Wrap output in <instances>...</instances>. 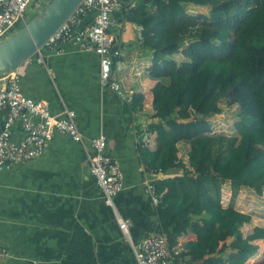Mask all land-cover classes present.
Returning a JSON list of instances; mask_svg holds the SVG:
<instances>
[{
  "label": "trees",
  "instance_id": "trees-1",
  "mask_svg": "<svg viewBox=\"0 0 264 264\" xmlns=\"http://www.w3.org/2000/svg\"><path fill=\"white\" fill-rule=\"evenodd\" d=\"M132 2L122 14L125 21L163 26V41L147 70L155 83L148 116L154 149L139 153L154 171H182L156 183L160 204L147 203L157 219L155 231L166 236L171 250L180 237L195 236L181 244L177 264H246L258 254L264 226L225 204L223 188L263 196L264 0ZM190 6L208 13L190 14ZM30 14V20L40 15ZM143 102L135 94L125 113H141ZM233 106L239 116L234 133L214 134L211 118ZM180 146L187 166L179 159ZM262 256L258 264H264Z\"/></svg>",
  "mask_w": 264,
  "mask_h": 264
},
{
  "label": "crops",
  "instance_id": "crops-1",
  "mask_svg": "<svg viewBox=\"0 0 264 264\" xmlns=\"http://www.w3.org/2000/svg\"><path fill=\"white\" fill-rule=\"evenodd\" d=\"M133 6L132 0L121 2L113 15L114 31L111 29L114 47L121 52L113 74L128 100L101 88L99 59L94 52L69 43L52 50L42 48L39 53L44 66L36 63V54L18 68L19 84L27 98L48 102L52 115L65 110L76 113L82 142L57 134L42 156L0 172V247L9 254L1 264H135L132 246L118 228L115 211L131 221L133 245L155 232L157 219L147 209L144 181L154 179L157 183L180 176L182 171L174 168L150 176L143 169L148 165L138 148L154 149L148 116L153 113L151 89L155 83L147 70L163 41V26L160 22L143 27L128 23L122 14ZM94 14L77 30L89 25ZM135 94L144 96L143 111L128 115L125 105ZM5 116L6 111L0 110V131ZM99 135L106 138V154L117 160L123 174V190L114 198L115 211L104 204L89 173V142ZM22 138L21 125L16 123L12 139ZM185 153L186 148L180 146L179 159L187 166ZM189 240L195 236L180 237L176 250L172 249L174 261V252ZM259 245L258 254L246 264L262 261L264 241Z\"/></svg>",
  "mask_w": 264,
  "mask_h": 264
},
{
  "label": "built area",
  "instance_id": "built-area-1",
  "mask_svg": "<svg viewBox=\"0 0 264 264\" xmlns=\"http://www.w3.org/2000/svg\"><path fill=\"white\" fill-rule=\"evenodd\" d=\"M122 1L82 0L37 52L13 71L0 76V110L6 111L0 131V172L42 156L46 144L57 134L82 142L74 111L65 110L60 115H52L48 102L34 101L22 93L17 70L22 64H28L36 54V63L43 65L39 53L42 48L52 50L62 43H69L82 51L94 52L99 59L101 88L116 93L122 100H128L113 74V66L121 52L114 47L115 37L111 29L114 26L113 15ZM33 2L34 0H0V43L28 22L27 15ZM94 12L92 22L77 30L82 21ZM16 123L21 125L23 131V138L19 141L12 139V127ZM89 145V173L102 194L104 204L115 211L114 198L123 190L124 179L120 166L117 160L106 154L107 141L103 135L92 138ZM143 169L150 176L162 172L154 171L148 166ZM155 186L154 179L144 181V194L154 207L160 204L161 198ZM115 213L120 232L132 246L135 264H177L164 234L155 231L133 245L129 235L131 221L121 218L116 211ZM181 251V248L178 249L174 255ZM8 256L6 249L0 247V264Z\"/></svg>",
  "mask_w": 264,
  "mask_h": 264
},
{
  "label": "water",
  "instance_id": "water-1",
  "mask_svg": "<svg viewBox=\"0 0 264 264\" xmlns=\"http://www.w3.org/2000/svg\"><path fill=\"white\" fill-rule=\"evenodd\" d=\"M82 0H48L42 13L0 43V76L37 52Z\"/></svg>",
  "mask_w": 264,
  "mask_h": 264
},
{
  "label": "rangeland",
  "instance_id": "rangeland-1",
  "mask_svg": "<svg viewBox=\"0 0 264 264\" xmlns=\"http://www.w3.org/2000/svg\"><path fill=\"white\" fill-rule=\"evenodd\" d=\"M48 2V0H36L31 6L30 12H36L40 14L42 12L43 6ZM41 7V9H40ZM188 12L190 14H207V8H196L188 7ZM31 18V14L27 15L28 21ZM19 27L15 32L20 30ZM112 31H114L112 29ZM160 40V38L158 39ZM182 58H178L181 62ZM239 119L237 107H224L223 112L220 115H216L211 118V123L213 127L214 134H224L231 135L234 133V124ZM223 200L225 204L232 205L237 209L249 212L254 220L255 225L264 226V190L263 196L258 197L252 191L247 189H234L232 190L229 185L223 188ZM260 246V245H259Z\"/></svg>",
  "mask_w": 264,
  "mask_h": 264
}]
</instances>
